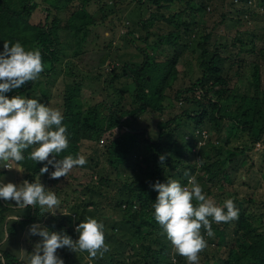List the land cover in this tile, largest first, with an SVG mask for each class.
I'll use <instances>...</instances> for the list:
<instances>
[{
	"label": "trees",
	"instance_id": "trees-1",
	"mask_svg": "<svg viewBox=\"0 0 264 264\" xmlns=\"http://www.w3.org/2000/svg\"><path fill=\"white\" fill-rule=\"evenodd\" d=\"M87 1L65 0L62 7L55 8L56 13L46 4L41 7L36 0H0V52L4 50V42H20L25 50L38 48L45 66L36 81H28L20 88L6 93L9 98L23 95L30 90L32 93L41 91L49 83L48 78L55 75L57 63L62 61L63 48L68 49L75 43L79 55L78 49L85 41L89 26L97 25L93 14L87 10L88 4L84 3ZM238 1L244 4L237 7L234 5L242 17L234 16L233 8L228 11L229 19L235 20V23L243 20L245 14L260 18L257 10L264 11V0H255L260 6L255 11L252 9L254 0ZM131 2L137 4L135 10L129 14L131 21L144 32L139 38L145 42L150 41L151 44L144 49L137 46L139 55L142 56L141 61H125L122 67L115 65L111 69L110 86L129 78L132 79L130 86H125L120 91L122 97L112 104L101 100L94 106H88L80 99L83 83L73 80L63 97L61 111L67 126L69 147L57 160L67 155L75 157L80 154L86 141H102L105 143V150L101 156L105 163H99L98 153L94 159L92 154L86 158L87 163L80 169L87 168L80 171L81 177L72 170L67 177L52 179L50 173L55 170L52 165L48 166V173L40 175V169L46 162L36 163L27 159L31 149L24 152L25 160L10 162L12 168L16 165L22 168V180L34 183L39 176L45 189L55 192L57 197L61 195L60 199L65 202L67 194L64 187L68 183H76L77 188L72 193H77L80 201L70 204L65 212L61 210L55 215L51 212L42 214L38 205L28 206L31 212L15 218L9 214L15 206L0 199V257H3L0 264H26L19 260L18 248L11 251V247L16 241L22 240L31 224L45 221L46 229L50 233L59 232L75 239L79 234L76 225L85 217L98 213L104 216L108 211L115 216L109 217L112 219L108 224L112 222L111 227L105 226L106 243L110 246V251L103 258L98 256L92 259L94 264H188L184 257L173 252L166 234L161 235L162 229L154 219L153 208L158 192L151 185L157 181L166 183L168 179H175L182 186H187L189 177L185 176V172H189L203 185L206 196L214 201L219 198L220 201L215 202L222 206L220 186L225 183L233 185L231 177L242 171L243 167L246 174L251 172L252 168L247 169L250 165L247 162L250 157L248 149L243 147L229 150L226 145L239 132H247L254 143L264 137L262 61L254 62L251 88L243 95L242 103L236 111L233 110L228 106L227 93L231 82L230 72L235 63L231 62L227 66L230 59L221 52L228 49V46L218 40L212 43L213 30L208 31L199 24L200 20L206 19L205 14L207 15V10L211 7L213 11L218 10L221 14L214 29L224 24V9L227 7L225 0ZM97 3L104 13L101 19H106L108 16L105 0H97ZM232 4L233 0H230L228 6ZM40 11L42 17L37 15ZM142 12L145 14L143 17L140 16ZM63 22L66 23L62 25ZM160 23L170 27V30L162 37L158 36L160 39L152 44L150 38L157 33L155 31L161 29L157 26ZM73 30L76 35L81 36L83 33L82 40H65L69 43L63 41L75 35ZM255 35L256 30L237 33L231 45L238 49V55L255 50ZM127 36H131L132 42L136 43L135 31H130ZM163 44L167 55L174 49L171 57L162 59L151 54L150 46ZM191 44H195V50L201 52V76L187 89L177 91L175 98L179 100L184 91L198 93L199 98H186L189 107L167 121L158 122V131L140 126L144 115L164 114L167 109V91L178 81L181 73L178 69L179 60L183 51L188 50ZM241 62L239 60L234 73L238 78ZM41 77L46 78L45 83H41ZM97 79L96 77L95 80ZM127 92L131 93L132 108L127 106V99L123 95ZM233 98H237V95ZM40 102L45 104L43 99ZM206 129L207 135L204 134ZM222 137L225 139L224 143L220 142ZM189 145H192L194 152L191 149L187 151ZM196 147L199 148L198 151ZM211 152L215 154L214 159H211ZM161 154L166 156L163 164L159 163ZM3 171L8 170L0 169V174ZM0 183L5 184L3 181ZM256 195L257 192H254L239 200L237 220L220 224L213 222L214 237H208L202 229V234L208 241V247L204 250L207 255L202 264H264V201ZM236 199L238 197L234 195V200ZM8 217L13 219L7 220ZM232 223L235 225L230 227ZM28 253L30 255L31 250ZM76 254L78 253L67 247L57 250V255L64 261L75 258ZM82 258L80 256L72 260L75 264H90L83 263Z\"/></svg>",
	"mask_w": 264,
	"mask_h": 264
},
{
	"label": "rangeland",
	"instance_id": "rangeland-1",
	"mask_svg": "<svg viewBox=\"0 0 264 264\" xmlns=\"http://www.w3.org/2000/svg\"><path fill=\"white\" fill-rule=\"evenodd\" d=\"M36 1L41 5V7L46 4L50 6L52 10H55V12L56 7H62V4L65 3V0H43L44 3L42 0ZM229 2L230 0H225V7H227L224 9L226 13V21L224 24L217 27V29H214L217 21L221 17V14L218 10L213 11L212 7L211 9L207 10V15L205 14L206 19L200 20L199 24L200 26H205L208 31L213 30L212 43L217 42L218 40L222 44H226L228 46V49H223L221 53L223 56L230 59L227 62V66H229L231 62L235 63L233 70L230 72L231 82L228 86L229 92L227 95L229 96L228 106L236 111V108L242 103L243 95L247 94L249 87L251 86L254 62L262 61V85L264 86V11L260 9L257 10V12L260 14V18L256 16L250 17L248 14H245L243 16V20H241L239 23H235V20L232 21L229 19L228 11L233 8L235 10V13H233L234 16L241 18L242 14L239 15L235 9V6L237 7L239 4H244L240 3L238 0H233V4L228 6ZM253 2L254 4L252 9L255 11V9L260 6L255 0ZM84 3L88 4L87 10L89 13L93 14L97 25L89 26L85 41L82 43L81 48L78 49L80 50L79 55V51H77L78 47L75 43L71 44L68 49L63 48L61 52L62 61L57 63V71L55 72V75L48 78L49 83L44 88H42L41 91L36 90L32 93L30 90L29 92L23 94V96L26 98H34L38 99L39 101L43 99L46 105L63 110V97L65 91L73 84V80H78L83 83L80 99L88 106H94L101 100H105L109 104H112L114 101H117L122 97L120 91L124 90L125 86L126 88L130 86V82L132 81L130 78L128 80H121L118 82L114 81V85L110 86V81H112L110 71L115 65L122 67L125 61H141L142 56L139 55V49L137 46L144 49L149 43L151 44L150 41L145 42L142 40V38H139L144 34V32L140 30V27L137 24H134L131 21L129 16L130 12L135 10L137 4L135 2H131V0H105V11L108 17L106 19H101L104 13L101 12L97 0H88ZM74 6L77 5L75 4ZM111 11L112 13L110 14ZM141 14V17L145 15L143 12ZM37 15L42 17V11L38 12ZM63 18H65V16H63ZM65 23L66 22H63L62 25ZM164 25V23L157 25L160 26L161 29L155 31L157 33L151 36L150 40H152V44L169 32L170 27ZM247 30H256L254 44L257 49L255 48V50L252 52H242L240 55H238V49L233 48L231 44L233 40H235L238 32L242 33L246 32ZM130 31L136 32V43L132 42L131 36H127ZM72 33L75 35L72 36L71 39L69 37L63 41L82 40L81 37L83 33H81V36L79 34L76 35L74 30ZM158 36L160 37L158 38ZM65 42L69 43V41ZM164 46L165 44H163V46H150L149 50L152 55L162 59H167V57L172 56L174 49L171 51L170 55H167L163 49ZM195 48L196 45L191 44L188 50L183 51V56L179 60L178 64V69L181 71V73L174 87L167 91L168 100H166L165 103L167 109L165 110L164 114L162 116L156 114L144 115V117L141 119L140 126H144L148 130L158 131V122L162 120L167 121L175 115L181 114L186 108L189 107V103L186 101V98H192L193 96L199 98L198 93L193 94L187 91L183 92L179 100L175 98L177 91L187 89L196 81L198 77L201 76V52L199 50L196 51ZM210 48L212 49V47ZM81 50L83 51L81 52ZM108 59L109 62H107ZM239 60H242V67L238 70L240 78L234 74L237 70V65H239ZM100 74L101 78H99ZM96 77L98 78L97 80H95ZM42 82L45 83L46 78L41 77V83ZM123 95L127 99V106L132 108L131 93L127 92ZM234 95H237V98L234 99ZM204 134L207 135V129L204 131ZM224 141L225 139L222 137L220 142L224 143ZM104 145L105 143L102 141L100 143L86 141L81 148L80 154L84 155L86 158L93 154L92 158L94 159L95 154L98 153L99 163L104 164V158L101 156V153L105 150ZM187 147V151H189L192 145ZM226 147L229 150L238 148L241 149L243 147L244 149H248L247 153L250 157L247 162L250 165L247 167V169H252L250 173L246 174L243 171V167L241 169L242 171L237 172L231 177L233 185H228L225 183L224 186H220L222 189L220 190L222 194V204L224 201L231 198L233 199L236 208L239 209V200L246 198L254 192H257L256 196L258 199L261 198L260 200L264 201V137L257 143H254L253 140L248 136L247 132H239L236 136L234 135L232 137L230 143H228ZM198 149L199 148L196 150L198 151ZM191 150L194 152L193 148ZM193 152H191L192 157L194 156V154H192ZM214 158L215 154L214 152H211V159ZM247 162H245V164ZM0 169H5L3 168L2 163H0ZM17 169L22 170L21 167H17L16 165L11 170L1 172L0 181H3L5 184L11 182L17 186L22 185L25 180H22L20 177L22 172L18 171ZM80 169L81 167L73 168V171L76 173V175L80 176L82 174L81 172L87 168L84 170ZM75 184L76 183L71 182L68 183L66 187H64V191H66L67 194L66 202L60 199L61 195L58 196L61 204L59 209L56 210V213L60 212L61 210L65 212L69 208L70 204L80 201L77 197V193H72V190L77 188ZM234 195H236L238 199L234 200ZM215 201L218 202L220 200L217 198ZM8 202L11 205L17 207L12 208L9 214L15 216V218L26 215L27 210L18 208L14 200H10ZM77 216L79 217V214ZM109 217L113 218L115 216H112L109 211L105 212L104 216H100L99 213L92 216V218H96L105 226L111 227L110 225H112V222H110V225H108L109 221L112 220ZM9 219L13 218L8 217L7 220ZM32 225H40L42 228H47L45 221L29 225L24 233V236L22 237V240L16 241L11 247V251H16L18 248L19 260L24 261L26 264H28L29 261L28 256L34 253L36 245L41 243L43 239L41 236L33 235L31 233L30 229ZM233 225L235 224L232 223L230 227ZM77 226L78 224L76 225V228ZM260 228L263 229V227ZM78 238L79 234L73 240H78ZM29 250H31L30 255L28 253ZM206 255L207 254L205 251L200 253L199 264H202L206 258ZM80 256L83 257V263L88 262L90 264H94V261L88 258V253L86 252H81L80 255L78 253L74 255L75 258H70L69 261L64 262L66 264H75V261L72 259H78Z\"/></svg>",
	"mask_w": 264,
	"mask_h": 264
},
{
	"label": "clouds",
	"instance_id": "clouds-1",
	"mask_svg": "<svg viewBox=\"0 0 264 264\" xmlns=\"http://www.w3.org/2000/svg\"><path fill=\"white\" fill-rule=\"evenodd\" d=\"M44 67L38 48L25 50L20 42H4V50L0 52V163L5 170H11L10 162L25 160L24 152L31 149L28 160L46 162L40 169V175L48 173V166L52 165L55 170L50 173V178L59 179L67 177L73 168L87 163L82 154L75 157L67 155L57 160L69 147L62 111L41 103L38 99L23 95L9 98L6 95L28 81H36ZM165 160L166 156L161 154L159 163L163 164ZM185 176L189 177L187 186H182L175 179H168L166 183L157 181L151 185L158 192L153 204L154 219L162 229L161 235L166 234L171 242L173 252L184 257L188 264H199L200 253L208 247L202 229L208 237H214L212 223L236 220L239 210L231 198L224 201L222 206L217 205L206 196L203 186L194 175L185 172ZM0 199L14 200L18 208L26 209L27 213L31 212L28 206L38 205L42 214L51 212L55 215L61 204L55 192L45 189L39 176L34 183L25 180L20 186L11 182L0 183ZM30 231L43 239L36 245L28 264H64V260L57 255V250L65 247L75 253L86 252L89 259L98 256L103 258L110 251V246L106 243L105 225L96 218L85 217L79 223L76 228L78 240H73L67 234L50 233L40 225H32ZM2 260L3 257H0V261Z\"/></svg>",
	"mask_w": 264,
	"mask_h": 264
}]
</instances>
